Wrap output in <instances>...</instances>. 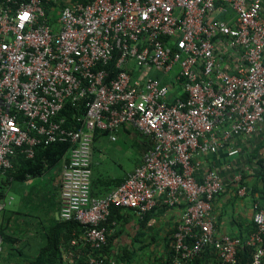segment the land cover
<instances>
[{"label": "built area", "instance_id": "1", "mask_svg": "<svg viewBox=\"0 0 264 264\" xmlns=\"http://www.w3.org/2000/svg\"><path fill=\"white\" fill-rule=\"evenodd\" d=\"M49 1L0 0V174L20 150L33 158L41 145L70 142L60 217L86 227L91 252L108 243L113 208L144 215L185 204L172 264H192L208 248L237 264L245 247H254L250 264H264V208L254 203L248 237L216 236L224 183L214 167L201 173V157L238 155L237 137L264 132V0H66L55 23ZM68 103L86 107L80 128L61 115ZM121 126L154 147L122 184L94 197L95 140H115ZM90 262L118 264L106 255Z\"/></svg>", "mask_w": 264, "mask_h": 264}, {"label": "crops", "instance_id": "2", "mask_svg": "<svg viewBox=\"0 0 264 264\" xmlns=\"http://www.w3.org/2000/svg\"><path fill=\"white\" fill-rule=\"evenodd\" d=\"M152 74L162 77L157 72ZM116 135L117 137L124 135L137 143L138 156L127 169L116 162L109 166V162L105 161L104 148L100 147L99 142L106 136L109 138V135L98 134L99 140H95L92 155V189L94 181L102 183L104 188L97 189L100 193L96 191L98 195L95 194V197L104 196L115 189L108 182L111 178L127 179L142 163L144 155L154 147L153 139L133 126L119 127ZM116 140L117 138L111 141ZM232 145L239 147L241 153L229 156L225 151H220L217 154L203 156L201 173L214 167L221 173L224 183V189L215 199L212 210L216 236L227 234L245 238L254 232V203L259 202L264 208V181L259 162L264 158V132L237 137ZM64 160L57 169L55 168L54 175H50L52 178L50 182L39 181L50 174L49 170L43 176L9 188L7 200L8 203L11 202L5 212V220L7 219L9 225L7 229L18 234L27 249L26 254L27 251L37 253L39 244L43 243L42 236L52 225L62 221L60 183ZM242 186L246 187V194L243 196L238 193ZM184 209L185 204L170 207L160 203L155 210L139 215L133 209L117 208L113 213L115 218L107 225L109 250L105 255L116 259L119 264H166L172 252L173 234ZM208 250L206 253L211 264H216L217 255L213 249ZM207 262L206 258L196 264ZM63 264H73L72 254H63Z\"/></svg>", "mask_w": 264, "mask_h": 264}, {"label": "trees", "instance_id": "3", "mask_svg": "<svg viewBox=\"0 0 264 264\" xmlns=\"http://www.w3.org/2000/svg\"><path fill=\"white\" fill-rule=\"evenodd\" d=\"M79 1L88 2L90 0ZM66 4V0H50L45 4L47 14L51 17L53 23L57 21L58 13L64 6H66ZM108 68L112 71V76H115L117 70L114 68L113 63L109 64ZM85 111L86 107L84 104L77 108L68 103L62 110L61 115H65L67 117V126L80 128L82 122L77 120V116L84 115ZM70 146V142H54L49 145H41L36 148L35 156L33 158H28L25 153L20 150L13 157V167L8 169L5 173L0 174V203L4 204V207L0 209V238L2 244L0 249V264H63L64 253L72 254L73 264H91L90 259L92 256H104L105 253H108V243L102 250L98 252H91V248L84 240L86 227L77 220L62 219L61 222L52 225L42 236L43 243L39 244L37 253L32 251L31 253L26 254V252L19 247L22 242L20 241L18 234L12 233L7 229L9 225L7 219L5 220V212L7 211V206L9 205L7 200L10 190L9 188L29 179L43 176L45 172L57 168L61 162L66 159ZM263 161L264 158L259 160L261 164L260 173L264 181ZM125 180L126 179L124 178L118 177L111 178L108 182L111 183V186L116 188ZM103 186L104 185L102 183L94 181L92 195L94 196L97 194V189H102L104 188ZM99 193L100 192L98 191V194ZM116 210L117 208L112 209V214L109 221L106 223V226L111 223L113 218H115V216L113 217V213ZM253 224V231H255L257 229V225L255 222H253ZM208 249L212 250V248ZM206 251L197 257L192 264L199 263L206 260V258L208 259V262L204 264H211L208 257L209 255ZM173 255L174 251L172 250L171 256L167 259L166 264H172ZM253 258L254 247H245L241 249L237 255V264H250L253 261ZM108 259L111 258L108 257ZM216 264L221 263L218 260Z\"/></svg>", "mask_w": 264, "mask_h": 264}, {"label": "rangeland", "instance_id": "4", "mask_svg": "<svg viewBox=\"0 0 264 264\" xmlns=\"http://www.w3.org/2000/svg\"><path fill=\"white\" fill-rule=\"evenodd\" d=\"M117 140L116 141H111L109 138L106 136L104 139L100 140V147L104 148L103 150L106 153V160L109 163V166L113 164L114 162L119 163V165H122L125 169L130 167L134 160L138 156V148H137V143H135L133 140H130L124 135L116 136ZM99 140V139H97ZM108 159V160H107ZM58 168V167H57ZM56 168V169H57ZM56 169L50 170V174L47 176L43 177L39 181L42 182L44 181L45 183L50 182L52 178H50V175H54L56 172ZM55 178V177H54ZM53 178V179H54ZM48 179V180H47ZM1 238H0V249H1ZM21 249L25 250V246L23 244H20ZM32 251H27V254L31 253ZM2 260V259H1Z\"/></svg>", "mask_w": 264, "mask_h": 264}, {"label": "clouds", "instance_id": "5", "mask_svg": "<svg viewBox=\"0 0 264 264\" xmlns=\"http://www.w3.org/2000/svg\"><path fill=\"white\" fill-rule=\"evenodd\" d=\"M23 17H24L25 20H27L28 19V14L27 13H24L23 14Z\"/></svg>", "mask_w": 264, "mask_h": 264}]
</instances>
